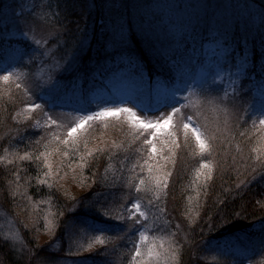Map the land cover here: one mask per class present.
<instances>
[{
    "label": "trees",
    "instance_id": "16d2710c",
    "mask_svg": "<svg viewBox=\"0 0 264 264\" xmlns=\"http://www.w3.org/2000/svg\"><path fill=\"white\" fill-rule=\"evenodd\" d=\"M227 2V0H206L203 8H192L195 11L185 13V16L190 17L194 14L196 17L197 21L191 26L198 40L200 36L213 35L212 42L208 45L214 46L217 51H224V47H228L229 57L242 59L251 56L253 59H258L264 51V48H258L263 47V44L257 48L255 46L251 48L250 44H247L249 40L242 41L240 39L239 21L231 23L236 14L229 11ZM254 2L264 7L262 0ZM37 4L43 5L41 10L44 13L43 21L46 26L54 30L47 45L54 48L60 58H66L68 53L80 49L78 45L84 37L85 39L90 38L89 40L94 46L100 47L99 51H101V47H105L100 38L102 35L96 34L95 22L104 19L100 4L93 10L94 13L89 10L87 0H38ZM134 6L136 5H132L133 10ZM87 16V20L93 25L91 35L86 33L85 24L87 22L84 21ZM241 27L243 28V26ZM126 34L127 41L121 45L127 46L122 51L121 57L117 55L119 64L115 67L109 65L99 67L101 74L96 70L97 77L94 78L93 83L88 84V93H92L98 88L106 89L107 79L115 76L119 69L127 70L126 74L129 72V77L147 81L149 86L154 84L163 86L166 90L169 89L170 92L173 90L178 94L187 92L190 86L189 81L194 79V74L186 72L194 64L193 54L190 55L193 59L190 64L184 63L183 68V65H179L178 68L176 65L180 62L177 61L176 55L169 57L166 54L165 45L170 47L171 44L164 43L162 35L149 33L148 37H143L146 34L136 36L129 31ZM191 36L193 39L195 38L194 34ZM202 42L203 40L195 41L197 45ZM174 44L172 42L171 50L175 49ZM185 44L187 43H182L183 47L191 52L190 44L187 46ZM247 47L253 49V53L246 50ZM260 50L262 51L260 52ZM194 52L196 49H193ZM37 59L35 58L31 64L20 65L14 72H11V74H15L18 92H22L21 87L27 86V90L32 88L29 85L32 83L31 75L35 71ZM253 59L252 61H254ZM106 61H108L107 57L103 56L100 65L105 64ZM257 66L259 76L263 78L264 71L262 68L259 69L258 63ZM172 68L180 70L171 74ZM0 74L4 73L0 72ZM82 81L79 79L75 82L79 89H83ZM33 84L35 83L33 82ZM195 86L197 87L195 90L202 94H211L220 99H224L227 95L220 85ZM252 88L255 90L257 88L256 92L261 89L263 91L261 84L256 87L253 85ZM238 89L241 92L242 86H239ZM36 92L34 98L32 97L31 104L42 105L39 109L43 112L63 113L59 111L63 109L53 102L55 97L46 100L47 91ZM157 93L159 92L157 91ZM23 96L24 99L28 97L25 94ZM256 96L257 93H254L253 97ZM71 97L68 101L77 98L76 96ZM15 99V97L11 98L12 103L6 101L5 104L4 102L3 105L0 104V157H3L0 159V213L5 215L9 222H16L18 235L14 237L10 230L4 231L0 225V264H30L35 261L37 264H57L55 262L61 260H75L76 262L84 260L91 264H109L110 258H108L109 254L105 253V246L108 247L112 242L104 239L108 237L113 240L117 236L128 238L136 234V229L134 232H129L127 228L128 220L130 221L131 218L124 216V220L116 219L118 213L123 214L121 207L123 203L135 199L146 201L155 207L156 217L151 218L153 221L152 232L159 227L158 224H164L163 221H166L172 237L171 247L176 252L173 264H197L198 256L203 253L206 246L208 249H212L218 246V243L221 244L222 240L232 238L231 236L235 233L253 234L252 229L255 226L264 224V163L259 162L260 156L256 155V157L250 158L261 164H248V166L242 165L236 158H225L227 159L224 162L227 166L226 170H221L219 166L217 168L220 170L218 175L203 177L197 175V170L200 169L202 158L209 157L208 153H203L202 157L200 152L195 153L191 149L180 151L177 154L180 156V162L171 183H166L167 187H159L155 191H151L149 186L140 184L141 177L138 178L134 175L128 177L131 172L130 168L129 172H125L128 164L130 166L132 162L138 163L144 160V156L141 157L142 144L138 147L142 141L138 139L139 136L134 134V131L127 135L128 139L121 143L123 146H118L113 142L109 149H107V143L104 146L97 144L89 148L90 145H93L90 138V140L75 141L79 138L92 136V133L96 131L101 133V129L106 128L105 125H98L97 128L89 129L88 134L78 133L75 135L77 138L73 139L72 144L62 142L58 147L56 146L59 143L56 139L57 136L46 137L45 135L48 126L33 129L30 124L32 121L30 123L26 120L17 122L16 119L19 117L20 111L14 110L13 106H18V108L21 106L16 103L17 99L15 102ZM84 102L82 104L90 105V103ZM184 102H179L180 106H183ZM26 105L24 104V106ZM11 111L15 112L16 117H12ZM38 111L40 112V110ZM245 114L247 118L240 119L241 122L236 123L240 128L248 127L246 122L254 116L251 108H248ZM10 125L14 132L9 131ZM66 133L67 128L59 134L65 138ZM111 135V138L115 139L113 134ZM132 143L134 145H131ZM24 152H29L33 159H19ZM65 152L68 153L67 156L64 155ZM6 155L11 158L9 163ZM45 160L50 165L55 160H58L59 163L56 167H51V170L48 164L44 163ZM49 171L50 175L45 177L44 173ZM51 171L55 174H52ZM202 171L203 169H201V173ZM252 171L253 173H251ZM42 180L47 182L42 183ZM137 186H139V190H137ZM28 203L32 205L37 219L36 224L29 231L26 223L23 226L16 221L20 214L25 213ZM112 210L113 217L110 214ZM185 214H195L198 219L188 226V222L183 217ZM200 217L202 218L200 219ZM196 222L198 226L195 225ZM71 223L74 226L78 225L91 238L96 237L105 242L95 241L92 244L83 240L82 247H88L81 248L82 250L79 251L81 255H76L72 251V244L68 246L67 241V230ZM46 225L50 228L49 230L45 229ZM92 225H94L92 230L86 229V226ZM43 234L46 237L49 235L45 241L46 246H37V240ZM153 237L155 236L153 235ZM126 243L124 242L125 246H127ZM240 246L242 252L250 254L256 251V248L253 249L252 246L241 242ZM83 250L91 252L82 254ZM119 250L121 251H114L115 256L118 255L119 258L124 259L125 250L120 248ZM43 251L47 252L42 255L40 252Z\"/></svg>",
    "mask_w": 264,
    "mask_h": 264
},
{
    "label": "rangeland",
    "instance_id": "374dc122",
    "mask_svg": "<svg viewBox=\"0 0 264 264\" xmlns=\"http://www.w3.org/2000/svg\"><path fill=\"white\" fill-rule=\"evenodd\" d=\"M227 1L229 11L236 14L231 23H233L232 21L236 23L239 21L240 39L242 41L249 40L247 44H250L251 48H253L252 46L257 48L262 44L263 47L260 46L258 49L264 48V7L257 5L254 2L255 0ZM37 2L38 0H0V72L4 73L0 75L4 76L7 73L14 72L20 65L31 64L35 58L39 57L36 60L38 63L35 66V71L31 75L32 83L35 84L32 85L31 83L29 85L32 86L30 90H27V86L21 87L24 93L17 90L16 86L18 85L16 84L15 74H11L7 81L2 79L3 76H0V104L3 102L5 104L6 101L12 103L10 100L13 97L18 100L16 102L15 99V102L21 108L13 106L14 110L18 109L20 111L19 117L16 119L17 122L26 120L30 123L32 121L30 124H32L33 129L48 126L45 133L46 137H59V143L56 144L59 147V144L64 141L63 136L59 133H63L66 128L68 129L79 123L82 117L92 112H98L101 108H131L139 117V121L145 123L162 121L171 112L172 106L180 108V113L173 114V121L169 127L157 133L155 138L150 135L151 131L155 129H145L139 121L133 123L129 119L128 113L89 121L83 129L75 134H88L89 129L97 128L98 125H105L106 128H102L101 133L96 131L92 133V136L79 138L75 141H84L90 138L91 140H89L93 145H90L89 148L97 144L104 146L107 143V149H109L113 142L118 146H123L121 143L128 139L126 138L127 135L134 131V134L139 136L138 139L142 141L138 144V147L142 144L141 157L144 156V160L138 163L132 162L130 166L128 164L125 172H129L128 169L130 168L131 172L128 177L130 175L141 177L140 184L143 180L142 184L149 186L151 191H155L159 187L163 188L156 181L159 179L163 182V176L166 173H170L166 183H171L180 162V156L177 155L180 151L191 149L195 153L200 152L199 145L196 143L190 129L187 131V136L185 135L183 123L187 117L192 118L193 125L202 131L204 138L211 145L210 151L204 153H208L207 160L212 167L210 174H208L207 169H203L201 173L203 177L218 175L220 170H217V168L219 166L221 170H226L227 166L224 162L227 159L225 158H236L242 165L248 166V164H261L250 158L258 155L260 156L259 162L264 163V124L260 123V120L264 119V75L263 78L260 77L259 71H257V63L259 69L264 66V51L258 59H253L250 56L254 61H257L254 62L250 57L242 59L229 57L230 50L228 47H224V51H217L214 46L208 45L212 42L213 35L209 37L207 35L200 36L199 40L200 42L203 40V42L197 45L195 41L199 40L191 26L197 21L196 17L194 14L190 17L185 16V13L195 11L192 8H203L206 0H87L89 10H92L93 13L97 5L100 4L102 8L104 19L95 22V25L96 34L102 35L100 38L105 47H101V51H99L100 47L94 46L90 42V38L85 39L84 37L78 45L80 49L68 53L66 58H60L54 48L47 45L48 40L54 34V30L46 26L45 21H43L44 13L41 10L43 5H38ZM262 2L264 4V0ZM133 4L136 5L134 10L132 8ZM229 11L227 10L228 13ZM93 17H95V14H93ZM87 19L88 16L84 21L87 22L85 24L86 33L91 35L93 25ZM121 23H123L126 33L128 31L129 33L133 32L136 36L146 34L143 37H148L149 33H153L162 35L164 43L171 45L172 42L175 43L173 46L175 49L172 50L171 45L170 47L167 44L165 46L166 54L169 57L176 55L177 61L180 62L176 65L178 68L179 65H183V68L184 63L190 64L191 60L194 59V64L186 71L194 74V79L189 81L190 86L187 92L178 94L173 90L171 92L169 89L166 90L163 86L155 84L149 86L147 81L129 77L130 73L126 74L127 70L122 71V69H119L115 76L107 79L105 84L107 90L98 88L96 91L88 93V84L93 83L94 78L97 77L96 70L100 73L99 67L106 65L115 67L119 64L118 56H122V51L127 46H114V35ZM30 28L32 31L29 30ZM23 33H26V35ZM191 34L195 35L194 39ZM35 40H41L42 43L37 45ZM45 41L46 43H44ZM182 43H187L185 46L190 44L191 52L186 50ZM193 49H196L194 53L198 55L193 53ZM248 50L253 53V49ZM192 54L193 59L190 56ZM103 56L107 57L108 61L100 65ZM179 70L172 68L171 74ZM262 70L264 71V68ZM79 79L83 80V89H79L75 83ZM259 84L263 87V91L261 89V91L256 92L258 89L255 90L252 86L255 85L256 87ZM195 85H199L198 87L220 85L227 92V95L224 99H220L211 94H202L195 90L197 88ZM239 86H242L241 92L238 89ZM39 90L47 91L49 95H46V100L55 97L53 102H56V105L63 109L59 110L63 113L53 114L43 112L39 108H25L32 102L34 94ZM254 93H257L255 98L253 97ZM23 94L28 95V97L24 99ZM149 95L151 96L149 97ZM71 96L77 98L68 101L72 98ZM181 101H185L183 106H180L179 102ZM83 102H88L90 105L86 106L82 104ZM24 104L27 105L24 106ZM248 108H251V112L253 111V119L251 118L246 122L248 127L240 128L236 123L238 124V121L241 122L242 119L247 118L245 113ZM11 112L12 117H16L15 112ZM69 114L71 115L69 116ZM49 116L58 123L52 124L48 120ZM12 117H10L11 120ZM8 129L14 132L11 125ZM172 133L174 135H171ZM111 134L115 139L111 138ZM76 138L77 136L74 137V139ZM148 139H154L156 143L157 152L155 154L151 152V146L145 143ZM177 144L179 147H176ZM159 154L160 156H157ZM165 157H168V159H165ZM6 158L9 163L11 161L10 156L6 155ZM57 163L59 161L55 160L51 163V167H56ZM52 174L55 173L52 172ZM135 201L139 200L124 202L121 206L123 214L118 213L117 215L121 214L129 218L130 212H135V209L131 208V204ZM139 203L141 211L146 212L147 216L142 217L137 213L135 217L129 218L130 221L128 220L127 225L128 231L134 232L136 229V234L128 238L117 236L113 240L108 237L104 239L112 242L109 245L110 247L105 246V253L109 254L108 258H110L109 264H123L124 260H126L125 264H135V260L142 261V264H173L174 260L171 257L173 252L171 247L172 237L168 231L166 221H163L164 224H158L159 227L152 232L153 221L151 218L156 217V209L146 201L143 202L142 200ZM34 212L32 205L28 203L25 213L20 214L16 221L23 226L26 223L29 231L36 224L37 219ZM110 214L113 217V210ZM183 217L189 223H187L188 226H191L193 221L198 219L195 214H185ZM161 219L164 220L165 218ZM197 222L195 225H197ZM0 225L4 231L10 230L14 237L18 235L16 233V222H9L7 217L1 215V213ZM92 227L94 225L86 226V229L92 230ZM68 228V246L72 244V251L76 255H81L79 251L88 247H82L84 245L83 240L92 244L95 241L100 242L103 240L96 237L91 238L78 225L74 226L73 223ZM45 229L49 230L50 228L46 225ZM141 232L145 233L147 239L141 240ZM252 232L253 234L235 233L229 240H222L221 244L216 242L218 246L215 245L216 247L212 249H208L206 246L203 253L198 256L197 264H264V224L255 226ZM47 237L45 234L39 237L37 246H46ZM124 242H127V246ZM240 242L252 246L253 249L256 248L255 253L242 252ZM136 247H140L142 256H135ZM119 248L125 250L126 256L124 259L114 254L115 250L121 251ZM150 250L159 253V255L148 256ZM45 252L47 251L40 253L44 255ZM90 252V250H83L82 254ZM203 258L204 260H202ZM55 263L91 264V262H85L84 260L82 262L61 260ZM30 264H37V261Z\"/></svg>",
    "mask_w": 264,
    "mask_h": 264
},
{
    "label": "snow or ice",
    "instance_id": "6c2138e0",
    "mask_svg": "<svg viewBox=\"0 0 264 264\" xmlns=\"http://www.w3.org/2000/svg\"><path fill=\"white\" fill-rule=\"evenodd\" d=\"M35 7V6H34ZM50 7V5H49ZM45 15H47V13H45ZM30 31H32V29H29ZM26 35V33H23ZM127 41V34H126V29L123 25V23H121L119 25V28L117 30V32L114 35V46L116 45H121L126 43ZM35 43L37 45H40L42 43L41 40H35ZM46 43V41L44 42ZM262 68H264V66H262ZM11 73H7L5 74L2 79L7 81L10 77ZM53 87H55V85H53ZM28 108L33 109V108H40L42 107V105L33 103L30 105H27ZM120 113H128L129 114V119L133 122L136 123L137 121H139V117L136 115V113L131 109V108H101L98 112H92L84 117H82L79 121V123L69 127L67 129V135L64 138L63 143L64 144H72L73 143V139L75 137V134L83 129L86 125L87 122L92 121V120H96L102 117H106V116H118ZM180 113V108H177L175 106L171 107V112L168 113V115L162 120V121H157L155 123H145L143 121H139L141 123V125L145 128V129H155L154 131H151L150 135L152 138H155L157 136V133H159L161 130L163 129H167L169 127V125L172 123L173 121V114H177ZM48 120L51 121L52 124H57L58 122L54 119H52L51 116L48 117ZM192 118L191 117H187L186 121L183 123V128L185 129V135L187 136V131L190 129L192 134L195 137L196 143L199 145V149L201 152V155L203 157V153L206 151H210L211 149V145L210 143L204 138V135L202 133V131L195 127L193 125V123L191 122ZM261 124H264V119L260 120ZM171 135H174V133H172ZM57 140H59L60 138L57 137ZM146 144H149L151 146V152L153 154H155L157 152V147H156V143L154 141V139H148L145 141ZM176 147H179V145L177 144ZM44 155V154H41ZM65 156L68 155L67 152L64 153ZM0 159H3V157H0ZM19 159L21 160H31L33 159V157L31 156V154L29 152H24L22 156L19 157ZM37 159H39L37 157ZM165 159H168V157H165ZM45 164H48V161L45 160L44 161ZM49 169H51V165L48 164ZM211 164L209 163V161L207 159L202 158L201 163H200V169L197 170V175H201V169H207L208 170V174H210L211 171ZM151 171V169H150ZM45 177L50 175V171L49 172H45L44 173ZM170 175V173H166L163 176V182L161 180H157L156 183L158 185H162L163 187H167L166 181L168 179V176ZM19 179V177H17ZM42 183H46V180H42ZM141 183H143V180L141 181ZM137 190H139V186H137ZM131 208L135 209V212H130V217H135L137 213H139L140 216L142 217H146L147 213L144 211H141V205L139 203V201H135L131 204ZM108 214V213H105ZM116 219L118 220H124L125 217L123 215H117ZM140 237L141 240H145L147 239L145 233L141 232L140 233ZM101 243H103L104 241L101 240ZM152 255H159V253H154L153 251H149L148 252V256H152ZM135 256L136 257H140L142 256V252L140 247H136L135 249ZM171 257L173 260L176 259V252L173 251L171 253ZM135 264H142V261L140 260H135Z\"/></svg>",
    "mask_w": 264,
    "mask_h": 264
}]
</instances>
